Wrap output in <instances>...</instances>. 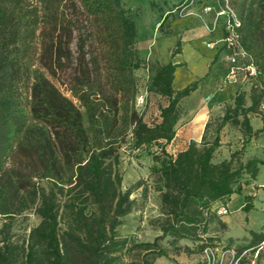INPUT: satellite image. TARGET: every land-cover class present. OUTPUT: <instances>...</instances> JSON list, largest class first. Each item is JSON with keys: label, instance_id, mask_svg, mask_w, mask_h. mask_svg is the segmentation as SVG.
<instances>
[{"label": "trees", "instance_id": "1", "mask_svg": "<svg viewBox=\"0 0 264 264\" xmlns=\"http://www.w3.org/2000/svg\"><path fill=\"white\" fill-rule=\"evenodd\" d=\"M239 2L242 44L260 69V85L252 86L250 104L244 92L237 93L214 140H191L172 153L167 144L176 136L180 100L198 82L176 89L180 63H148L147 93L153 90L167 102L159 104L157 119H144L136 105L137 24L124 0H0V264H75V255L85 256L89 264H130L125 256L133 251L136 264H153L150 254H169L160 243L164 238L176 253L221 244L211 233L212 223L226 227L218 216L230 211L227 202L236 192L249 189L243 209L254 207L260 186L253 183L264 165V158L243 159L235 150L214 160L227 122L240 124L248 136L264 131V0ZM181 51L179 39L172 56ZM73 61L70 97L51 76ZM251 112L261 116V128L253 130ZM129 135L132 149L158 146L151 172L161 215L153 222L160 231L153 240L136 241L117 229L134 203L130 191L122 189L121 148ZM22 153L31 163L15 161ZM34 204L40 221L23 243L12 241L14 216ZM249 232L248 242L236 249H247L245 256H263L264 228Z\"/></svg>", "mask_w": 264, "mask_h": 264}, {"label": "rangeland", "instance_id": "2", "mask_svg": "<svg viewBox=\"0 0 264 264\" xmlns=\"http://www.w3.org/2000/svg\"><path fill=\"white\" fill-rule=\"evenodd\" d=\"M124 2L137 24V47L141 62L140 66L135 69V73L137 75L138 90L140 92L148 88L149 85L147 64L149 63L152 67L160 65V61L157 59L153 51L152 40L155 39L156 35H161L166 33V30H171L169 27L170 24L188 16L190 14L189 11H192L193 7L196 6L199 8L201 13L204 5L214 2L213 0H195L192 5H187L188 0L187 2L185 1L186 3L183 2V0H124ZM230 2L236 10H239V0H230ZM162 23L163 28H160ZM187 27L189 26L187 25ZM72 48L76 54L75 43L72 44ZM186 59L187 62H190L191 66L186 62H183L180 65L181 67L177 74V79L180 85L176 83V86L185 87L194 81H197L199 84L202 79L201 77H206V75L202 76V74L199 73L203 66L202 61H196L193 57H186ZM74 66L75 61L72 62V67L67 70H59L55 76H51L55 85L59 87L64 94L70 97L72 95L69 88L72 84V76L75 73ZM205 73L206 71H204L203 74ZM206 74L208 75V72ZM189 77L192 78L190 81H188ZM221 78L225 80L221 81ZM255 83L260 85V79L252 78L244 69H241L235 78L228 77V73H226L225 76L219 74L214 78L209 85V92H207V94L218 91L223 92L225 96L221 100H217L220 105L211 110V125L213 130L221 122L228 105L234 104L235 96L238 92H244L247 104L251 103L250 93L252 86H254ZM190 94L184 96L180 100L179 108L181 111H184L186 108L188 109V106L191 103H196L201 99L192 96V92ZM166 102L167 98L165 96H162L153 90H148L147 102L139 110L142 112L146 121L152 122L158 118L160 112L159 104H165ZM257 116H259V113H250V122L253 126V130L257 126ZM239 117L242 119V114ZM226 124L229 129L228 134L235 133L237 135L235 140L233 138L231 142H227L226 144H236L234 149L237 151L239 157L247 159L248 157H251L249 156L250 153L252 156L264 158V131H261L258 135L248 136L243 133V126L240 124L236 125L232 122H227ZM227 127L225 126L222 128L225 131L224 135H226ZM127 139L128 141L125 142L121 148L123 159L122 189L124 191H130V197L134 199V203L132 210L121 217L122 220L117 226V229L123 236H134L136 241L153 240L160 232L159 228L154 225L153 222L161 215L160 192L154 188L155 175L151 172V165L153 164L152 152L158 149V146L154 145L151 148L132 149L130 144L132 142V137L129 135ZM183 148L181 140L175 138L167 144V150L172 153H176ZM223 154L224 152L218 150L214 160L217 161L222 158ZM15 161L23 164L31 163L30 158L23 153L16 155ZM35 167L36 165L34 163V168ZM34 181L40 183V185H46L45 179H39L34 176ZM145 185H147L146 192L143 190ZM35 208L36 204H34V209L18 213L14 216L10 227V239L12 241L23 243L27 239L30 228L40 221V218L35 212ZM228 213L230 214L231 212L229 211ZM2 224L3 219L0 217V228L2 227ZM214 229L217 231L215 234L218 235L216 241L221 244H229L234 247H240L245 244L243 234H241L242 232L238 231L237 228L229 233L228 230H226V227H223V225L219 223ZM1 237L2 234L0 233V238ZM228 237L231 238L229 239ZM160 243L169 248V254L176 253L173 244L167 238L160 240ZM196 253L199 254L196 263L205 264L201 250H198ZM158 256L160 255L150 254L149 257L154 260ZM74 257L75 264H89V259L83 255H75ZM136 258V251L125 256L126 261H129L130 264H136ZM244 259L246 261L245 263L251 262L252 259H255L254 264H264V254L261 257L258 255L256 256L255 253H253V256L248 254Z\"/></svg>", "mask_w": 264, "mask_h": 264}, {"label": "crops", "instance_id": "3", "mask_svg": "<svg viewBox=\"0 0 264 264\" xmlns=\"http://www.w3.org/2000/svg\"><path fill=\"white\" fill-rule=\"evenodd\" d=\"M184 24L186 25L183 26ZM187 25L189 27H187ZM169 27L171 29L170 32L156 35L155 39L152 40L154 48L153 51L157 59L160 61V64H165L170 60H173L174 62L180 63V65L183 62H186L189 66H191L190 62H187L186 57H193L196 61H202L203 66L199 73L202 74V76L206 75V77H201L202 79L198 84V87L192 91V96H196V98L201 99L196 103H191L188 106V109L186 108L184 111H181L180 118L177 123L175 139L181 140L183 147L185 148L191 140H214L218 134V125L214 128V130L211 125V110L220 105L217 100H221L225 95L223 92L218 91H214L212 93L210 92L208 94L207 92H209L208 88L210 83H212L217 75L223 74L225 76L227 73L228 60L226 61V59L228 51L221 41L216 42L214 46H208L207 42L209 40H219V38H221V24L217 27L216 32L210 33L204 24L199 8L196 6L192 8V13L171 23ZM179 39L183 44L182 51L172 56V51ZM180 65L176 68L175 78L173 81L176 89L184 87L176 86V83L180 85L177 79V74L181 67ZM204 71H206V73L208 72V75L206 73L203 74ZM191 79L192 78L189 77L188 81ZM222 80L225 79L221 78V81ZM256 119L257 126L254 130L263 126L261 116H257ZM225 126L227 127V124L223 127ZM222 128L220 130L221 144L217 148L215 155L218 150L224 152V154L223 157L217 161L230 157L231 152L234 151V148L236 147V144L229 145L226 143L231 142L233 138L235 140L237 135L235 133H231L229 135L228 127L226 135H224L225 131ZM249 156L252 155L249 153ZM253 184L262 186L255 190L253 208L249 211L243 209L245 195L250 192L249 189H244L241 193H234L231 196V199L228 200L227 205L231 213L219 214L218 216V219H222L226 223V230H228L229 233L234 231L235 228L242 232L241 234H243L245 243H247L250 238L249 229L253 228L255 230H259L264 228V195H262L264 194V165L261 166L260 173L254 180ZM217 226L218 223L217 220H215V222L212 223V234L217 232L214 229ZM228 238L230 239L231 237ZM182 242L189 244L191 247L195 246L193 241L184 240ZM198 255L199 254L196 252L188 253L186 251H181L175 254L171 253L168 255H160L153 260V264H197L196 261L198 260Z\"/></svg>", "mask_w": 264, "mask_h": 264}, {"label": "built area", "instance_id": "4", "mask_svg": "<svg viewBox=\"0 0 264 264\" xmlns=\"http://www.w3.org/2000/svg\"><path fill=\"white\" fill-rule=\"evenodd\" d=\"M194 2L195 0H188L187 5H192ZM189 12L192 13L191 10ZM200 14L210 33L216 32L217 27L221 24V38L219 40H209L207 44L208 46H214L216 42L221 41L227 49L228 77L235 78L240 70L244 69L252 78L259 79L260 69L253 55L242 44V19L237 10L231 5L230 0H223V2L216 0L214 3L206 4ZM147 94V89L138 93L136 105L139 109L146 104ZM261 109L264 110V102ZM221 211L226 212L227 209L222 207ZM246 252L247 249L239 252L234 246L221 244H207L202 251L205 264H240ZM255 254L257 256L258 252H255ZM254 262L255 259H252L251 262L245 264H254Z\"/></svg>", "mask_w": 264, "mask_h": 264}]
</instances>
